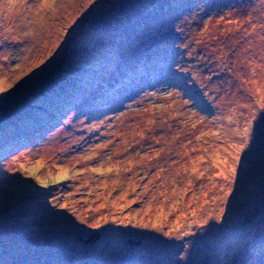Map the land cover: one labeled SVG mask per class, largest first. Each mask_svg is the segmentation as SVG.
I'll return each mask as SVG.
<instances>
[{
  "label": "rangeland",
  "instance_id": "rangeland-1",
  "mask_svg": "<svg viewBox=\"0 0 264 264\" xmlns=\"http://www.w3.org/2000/svg\"><path fill=\"white\" fill-rule=\"evenodd\" d=\"M0 60V264H264V0H0Z\"/></svg>",
  "mask_w": 264,
  "mask_h": 264
},
{
  "label": "bare ground",
  "instance_id": "bare-ground-1",
  "mask_svg": "<svg viewBox=\"0 0 264 264\" xmlns=\"http://www.w3.org/2000/svg\"><path fill=\"white\" fill-rule=\"evenodd\" d=\"M0 62H1V60H0ZM97 101H98V100H97ZM253 238H254V237H253ZM255 240H256V239H255ZM255 240L253 239V241H255ZM261 247H262V246H261ZM247 249H248V248H247ZM247 249H246V250H247ZM223 250H224V249H223Z\"/></svg>",
  "mask_w": 264,
  "mask_h": 264
},
{
  "label": "trees",
  "instance_id": "trees-1",
  "mask_svg": "<svg viewBox=\"0 0 264 264\" xmlns=\"http://www.w3.org/2000/svg\"><path fill=\"white\" fill-rule=\"evenodd\" d=\"M10 125V124H9ZM3 137V136H2ZM3 249V248H2ZM4 264V263H3Z\"/></svg>",
  "mask_w": 264,
  "mask_h": 264
}]
</instances>
